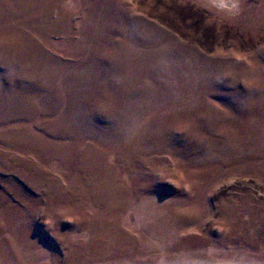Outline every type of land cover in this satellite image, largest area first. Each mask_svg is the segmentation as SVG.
<instances>
[{"label":"rangeland","instance_id":"obj_1","mask_svg":"<svg viewBox=\"0 0 264 264\" xmlns=\"http://www.w3.org/2000/svg\"><path fill=\"white\" fill-rule=\"evenodd\" d=\"M264 248V0H0V264Z\"/></svg>","mask_w":264,"mask_h":264},{"label":"clouds","instance_id":"obj_2","mask_svg":"<svg viewBox=\"0 0 264 264\" xmlns=\"http://www.w3.org/2000/svg\"><path fill=\"white\" fill-rule=\"evenodd\" d=\"M172 251L180 254L171 256L168 251L159 249L154 264H264V248L240 244L228 248L220 241H212L201 251L180 252L177 246H173Z\"/></svg>","mask_w":264,"mask_h":264}]
</instances>
